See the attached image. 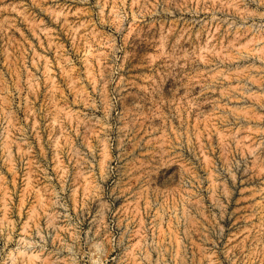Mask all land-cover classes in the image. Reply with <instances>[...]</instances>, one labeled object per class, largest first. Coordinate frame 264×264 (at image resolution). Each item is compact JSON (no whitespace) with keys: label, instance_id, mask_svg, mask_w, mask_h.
<instances>
[{"label":"rangeland","instance_id":"rangeland-1","mask_svg":"<svg viewBox=\"0 0 264 264\" xmlns=\"http://www.w3.org/2000/svg\"><path fill=\"white\" fill-rule=\"evenodd\" d=\"M0 264H264V0H0Z\"/></svg>","mask_w":264,"mask_h":264}]
</instances>
